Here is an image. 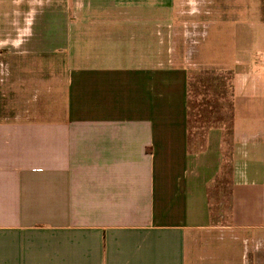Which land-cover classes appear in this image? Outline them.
I'll use <instances>...</instances> for the list:
<instances>
[{
  "label": "crops",
  "instance_id": "crops-1",
  "mask_svg": "<svg viewBox=\"0 0 264 264\" xmlns=\"http://www.w3.org/2000/svg\"><path fill=\"white\" fill-rule=\"evenodd\" d=\"M175 4L0 0V264H236L211 250L223 231L264 264V19L233 50L228 136L209 127L196 147L187 66L149 53L144 27L93 17Z\"/></svg>",
  "mask_w": 264,
  "mask_h": 264
},
{
  "label": "rangeland",
  "instance_id": "rangeland-1",
  "mask_svg": "<svg viewBox=\"0 0 264 264\" xmlns=\"http://www.w3.org/2000/svg\"><path fill=\"white\" fill-rule=\"evenodd\" d=\"M224 2L220 7L218 2L206 4L203 0H176L174 8L166 13L146 11L141 12V17L133 12L127 13L126 10H115L111 14L93 16L97 22L104 19H114V24L117 21H127L130 23L127 30L132 33H137L140 26L144 27L145 30H140L145 32L144 35L141 34L146 39L149 53L163 55L164 60L169 61L163 62L164 64L187 66L189 138L191 145L196 147L202 144L203 134L209 127H223L228 136L232 123L233 91L230 67L234 59L233 50L256 29V22L264 19V0ZM249 11L252 13L245 15ZM89 20L91 19L86 21ZM218 30H222V35L217 34ZM245 43L248 48H252L256 47L257 41L252 39ZM177 58L186 62H170L173 59L178 60ZM228 182L229 167L226 163L216 179V186L213 185L220 192V195L213 196L215 199L212 203L213 221L218 224L229 223ZM233 231L240 232L238 229ZM246 231L251 230H241L242 238ZM229 232L223 231L225 239L220 243L210 244L211 250L217 247L220 252L215 253L222 254V257H230L231 260H236V264L245 261L249 264L250 251L256 244L251 241V237H248L246 244L241 239L229 240ZM255 232L258 235L264 234V228ZM263 245L259 244V252L264 250ZM245 251L247 255L242 259ZM227 262L228 259L221 262L220 259L212 258L211 261L207 259L205 264Z\"/></svg>",
  "mask_w": 264,
  "mask_h": 264
}]
</instances>
